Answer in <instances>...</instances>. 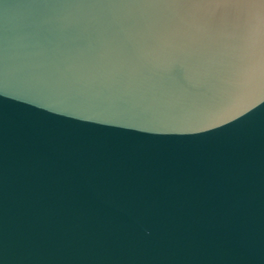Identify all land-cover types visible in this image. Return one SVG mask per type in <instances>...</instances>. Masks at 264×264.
Returning <instances> with one entry per match:
<instances>
[{
	"label": "water",
	"instance_id": "1",
	"mask_svg": "<svg viewBox=\"0 0 264 264\" xmlns=\"http://www.w3.org/2000/svg\"><path fill=\"white\" fill-rule=\"evenodd\" d=\"M0 264H264V0H0Z\"/></svg>",
	"mask_w": 264,
	"mask_h": 264
}]
</instances>
